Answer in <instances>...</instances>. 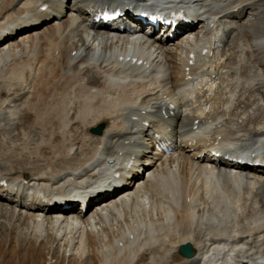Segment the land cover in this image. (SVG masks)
I'll return each mask as SVG.
<instances>
[{"label": "bare ground", "instance_id": "bare-ground-1", "mask_svg": "<svg viewBox=\"0 0 264 264\" xmlns=\"http://www.w3.org/2000/svg\"><path fill=\"white\" fill-rule=\"evenodd\" d=\"M104 1L0 0V130L19 149L49 114L62 144L33 164L0 154V264H40L46 249L77 264H264V176L211 155L264 162V0H113L200 21L167 45L92 30L84 14ZM154 134L176 154L149 158ZM120 181L117 202L60 210Z\"/></svg>", "mask_w": 264, "mask_h": 264}, {"label": "rangeland", "instance_id": "rangeland-1", "mask_svg": "<svg viewBox=\"0 0 264 264\" xmlns=\"http://www.w3.org/2000/svg\"><path fill=\"white\" fill-rule=\"evenodd\" d=\"M74 103H75L76 107H79L80 109H82V104L81 103H78L76 101H74ZM61 106L62 105H60V104H58L57 106H54L53 107V113L54 114L56 112H60L61 113ZM52 118L53 117L51 115H49V114H46V117L44 115L41 119L39 118V120L36 121V123H35V131L33 133H31V134L25 133L24 135L18 136L14 140V143L18 145L19 149L18 148H15V149L9 148L7 146V142H8L9 139L6 137L5 132L2 133V131L0 130V154L1 155H3L2 153L5 154V156H4L5 158H3V161L5 162V160H6L5 163H8V162L17 160V162L19 164L21 162H23L25 164H28V163H32V162L34 163V161L39 157V154L40 155L42 154L43 157L51 156V154H52L51 150H53L54 148H51L48 144L52 143L51 145H54L57 142V144L54 145V146H56V147H61L62 146L61 143H60V146H59V142L61 141L59 135H54L55 137L53 136V138L50 137V134L51 133L53 134L54 133V129H55L54 126H53L55 124L51 121ZM40 121H41V123H40ZM43 123H45V124H43ZM42 124H43V127H41ZM40 128L41 129L43 128L45 130L42 129V131H41ZM24 150H26V151H24ZM20 159H22V160H20ZM91 212L92 211L88 212V214H90ZM22 251H23V249L19 252L20 254L18 253L17 258H19L22 255L21 254ZM44 252L46 253L45 261L41 262L40 264H77V260L76 259L72 258L71 256L69 257V254L71 253V251H68V250L66 252L64 251L65 252L64 253L65 254V258H66L65 261L62 259L63 256H64V255L62 256V252L63 251H61V253L56 256V259L49 257L50 255L47 256V252H50V254H51L53 251H49V249H46ZM5 255L8 258L5 261H8V262L10 261V264H35L34 262H32V260H27V261H24L23 259H21V260H19V259L10 260L11 258L8 257V254H5Z\"/></svg>", "mask_w": 264, "mask_h": 264}, {"label": "water", "instance_id": "water-1", "mask_svg": "<svg viewBox=\"0 0 264 264\" xmlns=\"http://www.w3.org/2000/svg\"><path fill=\"white\" fill-rule=\"evenodd\" d=\"M92 132L95 134H100L101 131H100V129H94V130H92ZM181 253L186 257H189L191 255L189 248L181 249Z\"/></svg>", "mask_w": 264, "mask_h": 264}]
</instances>
